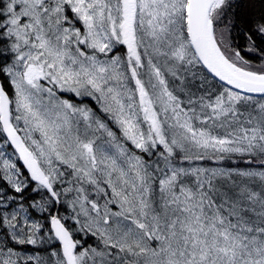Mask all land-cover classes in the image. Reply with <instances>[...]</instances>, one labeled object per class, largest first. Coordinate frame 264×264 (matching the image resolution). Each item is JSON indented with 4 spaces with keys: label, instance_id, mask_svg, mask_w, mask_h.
I'll return each instance as SVG.
<instances>
[{
    "label": "snow or ice",
    "instance_id": "obj_1",
    "mask_svg": "<svg viewBox=\"0 0 264 264\" xmlns=\"http://www.w3.org/2000/svg\"><path fill=\"white\" fill-rule=\"evenodd\" d=\"M0 264H264V0H0Z\"/></svg>",
    "mask_w": 264,
    "mask_h": 264
},
{
    "label": "trees",
    "instance_id": "obj_2",
    "mask_svg": "<svg viewBox=\"0 0 264 264\" xmlns=\"http://www.w3.org/2000/svg\"><path fill=\"white\" fill-rule=\"evenodd\" d=\"M240 43H243V41L241 40V41H239Z\"/></svg>",
    "mask_w": 264,
    "mask_h": 264
}]
</instances>
